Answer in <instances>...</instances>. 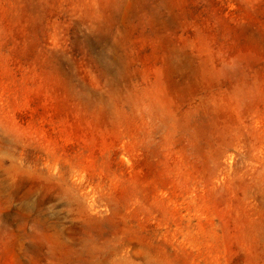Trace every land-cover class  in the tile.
Returning <instances> with one entry per match:
<instances>
[{
  "label": "rangeland",
  "instance_id": "rangeland-1",
  "mask_svg": "<svg viewBox=\"0 0 264 264\" xmlns=\"http://www.w3.org/2000/svg\"><path fill=\"white\" fill-rule=\"evenodd\" d=\"M0 264H264V0H0Z\"/></svg>",
  "mask_w": 264,
  "mask_h": 264
}]
</instances>
